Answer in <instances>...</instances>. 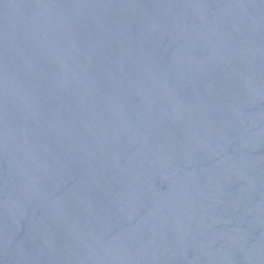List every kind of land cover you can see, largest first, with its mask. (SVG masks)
Returning <instances> with one entry per match:
<instances>
[{
    "label": "water",
    "instance_id": "water-1",
    "mask_svg": "<svg viewBox=\"0 0 264 264\" xmlns=\"http://www.w3.org/2000/svg\"><path fill=\"white\" fill-rule=\"evenodd\" d=\"M0 264H264V0H0Z\"/></svg>",
    "mask_w": 264,
    "mask_h": 264
}]
</instances>
